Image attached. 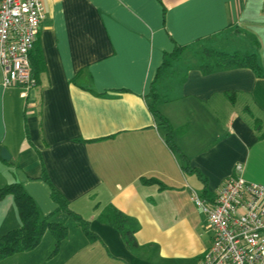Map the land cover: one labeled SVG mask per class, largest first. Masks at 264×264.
<instances>
[{
  "label": "crops",
  "instance_id": "obj_1",
  "mask_svg": "<svg viewBox=\"0 0 264 264\" xmlns=\"http://www.w3.org/2000/svg\"><path fill=\"white\" fill-rule=\"evenodd\" d=\"M41 4L44 19L34 44L39 84L22 98L19 87H2L0 68V187L20 183L40 215L57 222L62 216L45 173L74 212L81 215L85 205L91 210L87 220L98 239L89 242L77 230L54 256L48 237L38 251L3 261L199 264L212 233L191 191L212 199L237 164L247 182L264 187V139L252 126L259 119L264 132V0ZM176 47L184 48L178 60L196 61L168 86L162 82L167 69L156 75ZM206 48L253 54L259 73L242 67L203 74L200 54ZM152 83L176 152L149 110ZM185 160L201 178L183 170ZM9 197L0 202V227L10 219L19 228ZM108 205L137 223L135 248L97 220Z\"/></svg>",
  "mask_w": 264,
  "mask_h": 264
},
{
  "label": "built area",
  "instance_id": "obj_2",
  "mask_svg": "<svg viewBox=\"0 0 264 264\" xmlns=\"http://www.w3.org/2000/svg\"><path fill=\"white\" fill-rule=\"evenodd\" d=\"M44 19L41 0H0V68L4 89L35 88L30 54ZM241 164L212 199L191 191L212 243L199 264H264V187L247 182Z\"/></svg>",
  "mask_w": 264,
  "mask_h": 264
},
{
  "label": "trees",
  "instance_id": "obj_3",
  "mask_svg": "<svg viewBox=\"0 0 264 264\" xmlns=\"http://www.w3.org/2000/svg\"><path fill=\"white\" fill-rule=\"evenodd\" d=\"M184 48L176 47L175 50L167 54L159 68L156 79H159L162 74L168 69L172 62L179 59ZM30 63L32 70V78L39 84V71L41 69V58L36 47L30 54ZM247 67L259 73V68L256 58L249 53H226L209 48L204 49L200 54V70L203 74H210L217 71L230 70L234 68ZM149 110L156 119L159 126L165 130V142L173 152H176V146L172 141V127L167 119L162 116L156 108L158 94L156 93L155 85L152 83L149 91ZM252 126L259 133V138L264 139V132H261V122L259 119H253ZM183 157V156H182ZM184 159H186L184 157ZM186 165L184 171L195 172L200 178L201 174L195 169H190L188 161L185 160ZM42 179L50 187V196L56 205V213H62L67 217H71L82 230L83 235L89 242H94L98 237L90 231L89 221L85 220L80 214L74 212L69 205L68 200L50 183L47 175L44 173ZM142 182L147 185L158 184L156 179H142ZM11 196L13 198L16 211L20 220V227L12 229L0 236V261L10 257L14 254L32 251L37 247L46 232L53 235L54 247L52 256H54L62 243L67 238L68 230L63 223H56L50 221V216H41L33 199L26 193L22 185L18 182L4 185L0 187V201L5 197ZM97 220L101 223L107 224L116 229L125 245L128 248H135L136 241L134 233L137 231V223L122 214L113 206L108 205L104 207L97 216Z\"/></svg>",
  "mask_w": 264,
  "mask_h": 264
},
{
  "label": "rangeland",
  "instance_id": "obj_4",
  "mask_svg": "<svg viewBox=\"0 0 264 264\" xmlns=\"http://www.w3.org/2000/svg\"><path fill=\"white\" fill-rule=\"evenodd\" d=\"M185 56V55H184ZM187 58H189V57H187ZM196 58V57H195ZM196 60H190V61H187L186 60V58H182V59H180V60H178V61H174L173 62V65L172 66H170V67H168V69H167V71H166V73L164 74V76H163V78H162V82H164L165 84H167L168 86H171V85H174L175 83H177V82H179L180 81V78L182 77V75H183V71H184V69H185V67H186V65L188 64V63H194ZM242 168H243V166H242ZM244 172V171H243ZM242 172V173H243ZM251 174H253V173H255V174H258V172L257 171H254V172H250ZM8 197V196H7ZM7 197H5V199L7 198ZM9 198H11V196L9 197ZM1 202V201H0ZM6 204V203H5ZM2 208V207H1ZM13 210H14V213L13 214H15V216H17L18 214L16 213V209H15V205H13ZM0 212H1V209H0ZM91 212V210L88 208V207H86V205L84 206V208L81 210V216L85 219V220H87V215L89 214ZM60 216H62V218H61V220H58L57 222L56 221H53V220H50V221H53V222H56V223H63V225L67 228V230H68V235H67V237H69L71 234V236H73V233H74V231H77V230H79L81 233H82V230H81V228L79 227V226H77V224H76V222L70 217H67L66 215H64V214H61L60 213ZM17 218H18V225H19V217L17 216ZM16 220V219H15ZM12 221L9 219V221H8V223H9V226L7 225V226H3V227H0V236L1 235H3V234H5L6 232H8V231H10V230H12V229H17V228H12V226H10V223H11ZM12 225V224H11ZM71 231V232H70ZM83 234V233H82ZM50 238L51 240H53L54 241V238H53V235L52 234H50L49 232H46L44 235H43V237H42V239L40 240V243L41 242H44L45 243V241L44 240H47L46 238ZM64 241V240H63ZM38 244V245H40V246H44L43 244ZM53 244V247H54V243H52ZM37 245V248H36V251H38V249H39V247L40 246H38ZM53 247H52V251H53ZM40 248H42V247H40ZM35 251V252H36ZM52 251H51V253L49 254V256H52L51 254H52ZM57 254V253H56ZM8 258H10V257H7V258H5V259H3V260H15V259H13V258H11V259H8ZM3 260H1L0 262H2ZM4 262H6V263H4ZM0 264H14L13 262H11V261H3L2 263H0Z\"/></svg>",
  "mask_w": 264,
  "mask_h": 264
}]
</instances>
